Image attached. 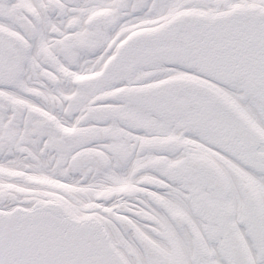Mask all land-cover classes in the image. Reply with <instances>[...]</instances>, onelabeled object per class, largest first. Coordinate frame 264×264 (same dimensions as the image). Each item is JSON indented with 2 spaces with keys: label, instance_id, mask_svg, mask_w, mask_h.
I'll use <instances>...</instances> for the list:
<instances>
[{
  "label": "snow or ice",
  "instance_id": "obj_1",
  "mask_svg": "<svg viewBox=\"0 0 264 264\" xmlns=\"http://www.w3.org/2000/svg\"><path fill=\"white\" fill-rule=\"evenodd\" d=\"M0 264H264V0H0Z\"/></svg>",
  "mask_w": 264,
  "mask_h": 264
}]
</instances>
